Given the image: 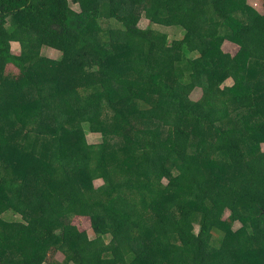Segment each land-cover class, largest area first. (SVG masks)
Returning a JSON list of instances; mask_svg holds the SVG:
<instances>
[{
	"label": "trees",
	"instance_id": "obj_1",
	"mask_svg": "<svg viewBox=\"0 0 264 264\" xmlns=\"http://www.w3.org/2000/svg\"><path fill=\"white\" fill-rule=\"evenodd\" d=\"M142 15L183 37L141 28ZM230 103L262 117L236 121ZM0 106L25 141L0 155V203L26 222L0 217V264H264V12L245 0H0ZM107 112L143 143L136 154L109 160V135L127 133Z\"/></svg>",
	"mask_w": 264,
	"mask_h": 264
},
{
	"label": "rangeland",
	"instance_id": "obj_2",
	"mask_svg": "<svg viewBox=\"0 0 264 264\" xmlns=\"http://www.w3.org/2000/svg\"><path fill=\"white\" fill-rule=\"evenodd\" d=\"M245 2L247 5L256 9L257 11H260L261 13L264 12V3L262 0H245ZM71 7L74 8L75 10H79L78 5L73 3L72 1H71ZM98 23L102 28H106L109 25L110 26H118L114 21H111V20L110 21L100 20ZM138 24L141 28H146V27L150 26V27H152V28H154L160 32L165 33L167 35L169 41L181 39L184 35V31L182 28H179L176 26H168L167 27V26L154 24V23L149 22V20H147L143 15H142L141 19L139 20ZM12 46L14 49L19 48L18 44L15 42L12 43ZM236 48L237 47H235V46H231V48H230L231 52L234 53L236 51ZM40 53H41L42 57H45L47 59H50L53 61H58V62L61 61V55H62L61 52H59L53 48L43 47L41 49ZM197 55H198V52H196V51L190 52L188 54H177V56L179 58L177 60V62H179L182 66H185L187 68L188 67L187 60L189 58L193 59V58L197 57ZM247 67H248V77H250L253 80L257 79L258 68L255 65V63L253 61L249 60L247 63ZM70 71H71L70 69H67L65 67H61L58 71V74L60 75V78L65 76L64 79H70L71 80L74 77H71L70 75H68L71 73ZM50 76H53V75L51 74ZM232 84H233L232 78H228V79L224 80L219 85L216 82H214L213 80H211L209 82L210 90H212V91H214L216 89L223 90L225 87L231 86ZM9 87H10V90L13 91L12 84H10ZM24 89L26 90V87H24ZM10 93L11 92L7 91L6 94L4 93V95H6L7 98L9 99ZM199 94H200L199 90H195L192 93V97L197 98L199 96ZM12 99L13 98H10V100L7 102L8 107H11V108H13L14 105H18V103H19L18 102L19 100H12ZM125 104H126V102L119 101L118 107H122ZM1 107L2 106H0V108ZM118 109H120V108H118ZM229 111L234 113V119L236 121L241 119L242 117H244L243 111L240 110L236 104L230 103ZM251 112L252 113L250 116L244 117L246 120L251 121V120H255V119H261L262 115L259 112H257L254 109L251 110ZM128 117H130V121L131 120L133 121L132 118L134 117V114L132 116H128ZM5 118H6V116L4 114H1V116H0V131L3 130L5 135H4L3 139L2 138L0 139V155L5 156V158H7V159H11L7 153L9 150V147L12 148L13 145L16 146L19 143H21V145L25 144V141L23 139V132L19 128L18 123H14V124L10 125V124H8L9 122L7 120H4ZM104 119L107 122V126L110 127L111 129L119 127V130L124 131V133L126 131V133H127V134H123L122 136L109 135V138L112 137L109 140V144H108L109 160H111L112 162H114L117 159L122 160L130 152L136 154L138 152L139 146L140 145L143 146V143H139L138 141H136L134 139V134H133L132 129L128 132V130L130 128L122 126V120L120 118V115L116 114V112L115 113L114 112H107V114H105ZM229 121H230L229 119H226L224 121V123L227 124V123H229ZM186 125H188V128L192 129L193 131L195 130L194 124L192 122H188ZM82 127L84 130L86 139L89 143L96 144V143L101 142L102 133L96 132V131H91L89 129V126L87 125V123H83ZM122 127L124 129H122ZM163 134H164L163 136H165V138L168 137V131L166 128H164ZM30 139H31V143L28 142L29 145H31L30 151H32V152L38 151V149L41 145L40 141L38 142V139H36V138H30ZM45 149H48V145L45 146ZM259 149L264 151V137L261 140ZM80 179L85 180V174L84 173L80 175ZM163 181L165 182V179ZM32 190H33L32 187L29 186L28 192H31ZM0 217H2L5 221H7V223H9V225H11L10 229H12V231H15L16 229L22 227V225L26 224L25 220H23L20 215L13 214L12 212L7 211L5 208L4 202L0 203ZM69 219H70V217H66L64 219L59 220V222L57 224V228L55 230V234L60 233L62 225L67 223L69 221ZM239 227H240V224L237 222V223H235L233 228L238 229ZM198 228H199V226L196 225L195 226L196 232L198 231ZM88 233L91 237L93 236V233L90 229H88ZM28 238H30V237L29 236L23 237L22 242L26 241L24 244L27 243V246H29L32 249L35 247V245L32 244V242H31L32 240L31 239L28 240Z\"/></svg>",
	"mask_w": 264,
	"mask_h": 264
}]
</instances>
